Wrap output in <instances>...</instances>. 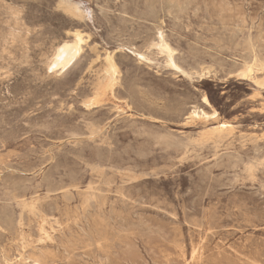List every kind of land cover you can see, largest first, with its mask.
I'll return each instance as SVG.
<instances>
[{
  "label": "rangeland",
  "instance_id": "obj_1",
  "mask_svg": "<svg viewBox=\"0 0 264 264\" xmlns=\"http://www.w3.org/2000/svg\"><path fill=\"white\" fill-rule=\"evenodd\" d=\"M263 79L264 0H0V264H264Z\"/></svg>",
  "mask_w": 264,
  "mask_h": 264
},
{
  "label": "bare ground",
  "instance_id": "obj_2",
  "mask_svg": "<svg viewBox=\"0 0 264 264\" xmlns=\"http://www.w3.org/2000/svg\"><path fill=\"white\" fill-rule=\"evenodd\" d=\"M69 40H71V39H69ZM82 42H83L82 36L80 34H75L72 41H65V42L60 43L54 49L53 53L51 54V56L49 58L48 68L50 69V71L58 72V71L66 70L75 61V59L80 54V51L82 50L81 49ZM165 48L171 54L170 48L168 46H166ZM172 66L174 67V64ZM253 71H254L253 66L247 65L244 69L243 75L250 77V75L253 74ZM117 74H118V68H117L116 64L113 62H110L109 63V80H110V82H109V85L106 87L107 90H109V91L113 90V87L115 86ZM244 79H245V77H244ZM259 85H260V87H264V81L259 83ZM206 101H207V105H209L208 104L209 101L207 98H206ZM98 103H99V98L95 97V98L91 99L87 105L93 106V105H97ZM195 114L197 115V113L194 111L193 115H195ZM214 115L216 116V115H218V113L215 111ZM230 128H231V124L225 123V124H222V126L217 129V132H219V133L227 132V131L231 130ZM240 243H241V241H240Z\"/></svg>",
  "mask_w": 264,
  "mask_h": 264
}]
</instances>
